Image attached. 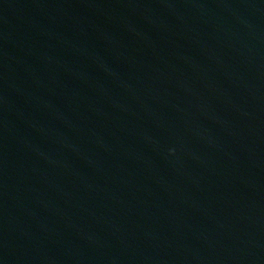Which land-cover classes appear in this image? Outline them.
<instances>
[{"label":"water","instance_id":"95a60500","mask_svg":"<svg viewBox=\"0 0 264 264\" xmlns=\"http://www.w3.org/2000/svg\"><path fill=\"white\" fill-rule=\"evenodd\" d=\"M0 264H264V0H0Z\"/></svg>","mask_w":264,"mask_h":264}]
</instances>
